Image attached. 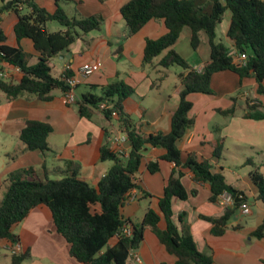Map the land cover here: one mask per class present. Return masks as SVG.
I'll return each instance as SVG.
<instances>
[{
	"label": "crops",
	"instance_id": "1",
	"mask_svg": "<svg viewBox=\"0 0 264 264\" xmlns=\"http://www.w3.org/2000/svg\"><path fill=\"white\" fill-rule=\"evenodd\" d=\"M129 1L60 0L59 4L70 15L78 13L90 17L100 14L105 22L101 31L88 36L89 44L82 40L77 41L69 52L54 58L52 63L59 69L57 78H60L65 73L77 76L83 65L101 62L102 68L83 78L76 88L78 101L88 93L101 96L102 87L123 80L135 90L125 106L141 131L146 134H168L171 131L173 113L180 103V93L183 90L180 76L183 71L177 70L171 87H165L167 83L158 80L162 68L143 66L146 41L159 39L168 30L163 21L153 20L139 33L129 37L121 12L122 7ZM35 2L49 13L57 10V0ZM17 22L18 16L14 12L0 15V27L7 37V45L23 47L30 56V64H35L38 55L33 43L27 39L19 43L16 38L14 28ZM229 26L230 23L226 36ZM182 39L190 43L189 28L183 29L179 43ZM204 42L206 44L202 49ZM202 44L194 56L187 60L198 71L203 70L211 54L206 35L203 36ZM165 54L157 58L156 63ZM55 61L59 62L54 64ZM147 69H151V72ZM0 70L8 74V80L16 83L23 77L18 68L7 63H1ZM168 73L167 77L171 78L174 72ZM81 86L84 88L83 92H79ZM212 88L213 95L194 93L189 96L193 103L189 116L194 120V126L178 142V148L184 160L189 155H195L199 160H209L214 173L222 172L225 175L227 172L237 177L236 181L229 182L225 175L227 182L242 193L244 198H248L247 204L252 213L244 215L239 209L237 213L241 217H236V213L222 236L213 235L212 223L201 216L221 217L226 208L220 200L215 203L210 201L212 193L208 183L196 182L194 174L183 169L182 183L190 196L185 201L173 200L174 221L180 231H188L192 235L198 249L210 255L215 264H264V238L253 236V232L264 221V202L257 200L259 193L251 181L253 167L245 164L248 159H252L259 165V171L264 176V119L245 117L248 104H262L256 110L259 114H264V94L258 92V84L254 78L241 79L231 71L216 73L212 79ZM232 108H235L232 115L219 112ZM28 120L45 122L52 126L53 132L48 138L50 151L47 153L24 152L21 132ZM121 133L117 118H108L94 108H90L89 117H82L78 102L67 105L61 90H55L50 101H42L35 96L9 101L1 92L0 202L10 184V174L29 167H34L43 181L47 178L58 180L70 170L69 162H74L81 166L82 177L97 188L114 164L101 160V148L108 144L114 150L116 147L113 140ZM220 143L223 145V153L222 158L218 159L214 151L215 146ZM126 149L130 151L131 146L127 144ZM165 154V149L154 147H148L143 153L142 166L135 177L139 188L129 194L123 209L126 220L138 224L150 209L160 213L159 199L163 196L176 166L159 161L160 171L152 174L148 170V164L158 161ZM235 161L243 162V166L249 167V170L240 172L239 167L232 164ZM194 190L197 194L191 195ZM182 214H186L184 222L179 219ZM159 226L162 230L167 228L163 217ZM13 232L19 237L21 253L30 254V258L23 264H80L71 257L70 245L58 234L52 212L45 205L33 209L25 221L13 228ZM115 242L113 240L111 244ZM11 247L7 241L0 242V264H12ZM136 252L141 261L130 259L128 264H177V258L167 251L149 227L146 228L144 241Z\"/></svg>",
	"mask_w": 264,
	"mask_h": 264
},
{
	"label": "trees",
	"instance_id": "2",
	"mask_svg": "<svg viewBox=\"0 0 264 264\" xmlns=\"http://www.w3.org/2000/svg\"><path fill=\"white\" fill-rule=\"evenodd\" d=\"M59 1L56 12L49 13L35 0H1L0 15L14 12L18 16L14 28L18 42L30 40L38 55L37 62L30 64V56L23 47L7 45V37L0 27V64L7 63L23 73L18 83L0 79V91L7 100L35 96L42 101H50L55 90L66 93L69 87L64 79L71 75L65 73L60 78L54 77L52 60L69 52L79 40L89 44L88 36L102 30L105 22L102 15H70ZM227 11L231 12L227 37L232 41L235 51L218 41L217 31ZM121 12L129 37L139 33L153 20L163 21L168 30L163 37L146 41L143 66L151 65L165 70L180 67L183 71L180 76L183 90L179 106L172 116L170 133L146 134L141 131L125 106L135 90L123 80L102 87L101 96L85 94L78 101L82 117H89L90 108L98 109L102 103L109 104L119 114L120 129L126 133L131 146L129 156L124 158L108 144L104 145L101 148V160L114 164L97 188L82 177L81 166L74 162H69L70 170L58 180H41L34 167L11 173L10 184L0 202V242L7 241L11 246L19 243L13 228L25 221L33 209L45 205L52 212L58 234L70 245L71 257L80 264H128L132 259L131 252L141 247L148 227L167 251L177 258V264H215L210 255L198 249L192 235L188 231H180L174 221L173 200L185 201L190 196L182 183L183 169L191 171L196 182L210 185V201L213 203L219 201L224 193L236 199L240 192L227 182L222 172L212 171L209 160H199L195 155H189L184 160L178 142L194 126V120L189 116L193 108L189 96L194 93L213 95L212 79L216 73L231 71L241 79L254 78L258 92L264 94V0H130ZM49 22H57L64 29L50 32L47 28ZM186 27L191 30L190 46L193 51L199 50L204 35L208 38L210 60L202 71L195 69L176 49ZM164 53V57L156 63L157 58ZM243 54L247 56L245 64L238 60ZM166 77L164 73L159 80ZM261 105L248 104L245 117L264 119V114L256 110ZM219 112L232 115L235 108ZM104 114L113 118L112 111ZM52 132L53 128L48 123L26 121L21 132L24 152L39 151L45 154L50 151L48 138ZM148 147L166 151L158 161L148 164L150 173L160 171L159 161L173 163L176 168L159 199L160 213L150 209L141 223L134 224L125 219L123 209L129 194L139 188L135 177ZM222 153L223 145L220 143L215 146V157L221 159ZM245 164L253 167L251 181L259 193L257 200L264 202V176L259 171L260 167L252 159H248ZM196 194V190L191 192V195ZM247 201L248 198H245L235 203V207L227 209L221 217H201L212 223L213 235L222 236L231 219ZM162 217L167 222L165 230L159 226ZM185 217L186 214L180 215V221L184 222ZM126 228L131 229V234L125 233ZM253 236L264 238V221L253 232ZM113 240L116 242L112 245ZM29 258V253L12 255V264H23Z\"/></svg>",
	"mask_w": 264,
	"mask_h": 264
},
{
	"label": "built area",
	"instance_id": "3",
	"mask_svg": "<svg viewBox=\"0 0 264 264\" xmlns=\"http://www.w3.org/2000/svg\"><path fill=\"white\" fill-rule=\"evenodd\" d=\"M238 60L245 64L247 60V56L245 54L240 55ZM102 66L103 64L101 62L95 64H85L79 69V71L77 72V76H69V77L65 76L64 80L69 87V90L66 93H64V98L67 105H74L78 102L77 96L75 94V90L81 83V80L83 78H87L93 75L97 70L101 69ZM7 78H8V74L5 71L0 70V79H7ZM98 110H100L103 113L106 111H112V117L119 119V114L113 111L112 106H110L107 103L100 104ZM113 143L115 144L116 147L113 150L114 152H116L117 154H119L124 158H127L129 156L130 151L126 149V145L129 144V141L125 132L122 131V133L113 140ZM219 200L222 202L226 210L235 207V203H236L235 198L229 193H224L222 196H220ZM240 210L244 215H250L252 213V210L248 204H243L240 207ZM125 233L131 234V229L126 228ZM21 251H22V246L20 242L14 244V246L11 247L12 255L20 254ZM131 258L136 262L141 261V258L139 257L136 251L131 252Z\"/></svg>",
	"mask_w": 264,
	"mask_h": 264
},
{
	"label": "rangeland",
	"instance_id": "4",
	"mask_svg": "<svg viewBox=\"0 0 264 264\" xmlns=\"http://www.w3.org/2000/svg\"><path fill=\"white\" fill-rule=\"evenodd\" d=\"M72 15H74V14H72ZM230 20H231V12L230 11H227L226 12V14H225V17H224V19H223V21H222V23L220 24V26H219V29H218V31H217V34H218V41H221L224 45H226L228 48H230L232 51H233V43H232V41L226 36V29L228 28V25H229V23H230ZM48 28H49V30L50 31H58V30H63L64 28L62 27V26H60L57 22H49L48 23ZM205 42L202 44V49H203V47L205 46ZM208 44V43H207ZM177 50L182 54V56L184 57V58H186L187 60H190L193 56H194V53H195V51H193V49L191 48V46H190V43L188 42V40H186V39H182V41L179 43V45L177 46ZM57 62H59V61H55L54 62V64L56 63L57 64ZM151 69H147V71H149V72H151L150 71ZM177 70H182L180 67H174V68H172V69H170V71H168V70H165V69H163L162 71H161V73H160V78L163 76V74L164 73H172V72H174L173 73V75L171 76V78H169V76L168 77H166L165 79H163L167 84L165 85V87H171V84H172V82H173V78L175 77V75L174 74H176V71ZM168 73V74H169ZM52 75L54 76V77H58L59 76V69L58 68H56V66L55 65H53V63H52ZM159 78V79H160ZM158 79V80H159ZM162 80V81H163ZM161 80H159V82H162ZM154 82H157V81H154ZM158 83V82H157ZM173 86V85H172ZM84 91V88L81 86L80 88H79V92H83ZM0 93H1V91H0ZM234 166H237V167H239L238 169H239V171L240 172H244V171H246V170H249V167H244L243 166V162H237V161H235V162H233L232 163ZM228 167V166H227ZM225 175H226V177L228 178V180H229V182H234V181H236V178L237 177H235L234 175H232V174H230V173H227V172H225ZM236 217H238V218H240L241 216H240V214L239 213H237L236 215H235Z\"/></svg>",
	"mask_w": 264,
	"mask_h": 264
},
{
	"label": "water",
	"instance_id": "5",
	"mask_svg": "<svg viewBox=\"0 0 264 264\" xmlns=\"http://www.w3.org/2000/svg\"><path fill=\"white\" fill-rule=\"evenodd\" d=\"M244 195L242 193H240L237 198L235 199L236 203L242 202L244 200Z\"/></svg>",
	"mask_w": 264,
	"mask_h": 264
}]
</instances>
